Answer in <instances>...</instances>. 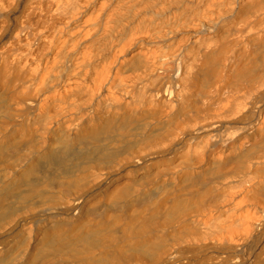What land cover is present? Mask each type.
Returning a JSON list of instances; mask_svg holds the SVG:
<instances>
[{
    "label": "bare ground",
    "instance_id": "obj_1",
    "mask_svg": "<svg viewBox=\"0 0 264 264\" xmlns=\"http://www.w3.org/2000/svg\"><path fill=\"white\" fill-rule=\"evenodd\" d=\"M0 264H264V0H0Z\"/></svg>",
    "mask_w": 264,
    "mask_h": 264
}]
</instances>
